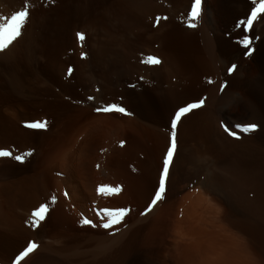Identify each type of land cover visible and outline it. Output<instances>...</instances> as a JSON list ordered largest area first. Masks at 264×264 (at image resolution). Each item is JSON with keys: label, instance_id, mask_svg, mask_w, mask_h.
<instances>
[{"label": "rangeland", "instance_id": "rangeland-1", "mask_svg": "<svg viewBox=\"0 0 264 264\" xmlns=\"http://www.w3.org/2000/svg\"><path fill=\"white\" fill-rule=\"evenodd\" d=\"M177 1L22 0V3H27L29 9L26 25L32 24V41H28L27 44L24 39H20V35L13 42L15 50L11 49L12 52H9L11 55L6 49L12 47V44L4 51H0V130L14 131L18 126H22L32 132L42 131L41 128H28L29 123L20 121L42 117L52 127L55 123V117L51 115L53 112L65 111L63 116L68 117L67 115L73 113L70 110L74 107L85 110L83 114L87 119L89 117L87 121L90 122H95V116L98 115H115L121 121L106 120L103 127L93 133V141L99 145L109 146L105 149L117 148L120 156L118 160L120 159L119 163L122 162L121 168L125 172L123 173L128 178L133 176L139 179L134 183L131 180L130 183L138 187L139 193L143 195L147 192L154 193L152 204L159 189L164 160L171 147L173 131L171 124L175 114L181 107L203 100L199 108L182 116L177 124L175 129L177 149L170 165L163 205L158 211L151 215L148 213L149 217L146 214L147 218L143 221H136L139 218L130 217L129 214L131 210L136 213L137 207L122 205L120 209L128 211L119 223H111L108 228L100 224L96 227L90 225L76 227L69 233L67 241H64L66 244L61 243L65 247L61 244L54 245L56 251L53 246L51 250L43 251L37 258H33L34 261L26 264H186L183 257L190 248H196L198 245L202 246L201 248L208 246V243L204 242L196 245V238L193 235L206 237L208 233L223 234L222 226L229 227V224L232 237L228 239L233 241L238 253H249V264H264V145L247 144L244 141L252 134L251 131H242L246 125L220 121L221 96L228 83L220 84L213 77H205L201 72L196 76L198 73L196 71L194 79L190 75L185 76L187 71L179 63L174 67L175 72L166 74L167 76L162 73L159 79L153 76L152 70H149L161 67L163 62L161 56L152 53L151 49L158 47L157 44L154 47V41L150 37L158 28V24L160 26V21L171 23L174 31L194 29L189 26V12L194 0L186 6H183L185 0L182 2L179 0L181 14L178 15ZM249 1L253 4L252 0ZM93 2L95 4L98 2L99 8L106 6V13L99 12L100 17L98 14V18L92 17ZM169 4H172V7ZM16 5L12 0L5 5V10L0 15L3 23L4 17L10 18L25 6L16 9ZM250 15L251 11L249 17ZM263 15L264 13L260 16ZM247 28L246 23L245 29L250 31ZM78 33L85 35L83 41L79 39ZM248 51L246 54L249 57L252 51L250 49ZM151 56H157L160 63L146 62ZM231 68L232 66L229 70ZM236 69L237 66L231 72L234 73ZM211 85L217 88L215 96L207 90ZM209 98L214 102L210 104ZM111 104L123 107L126 113L130 114L97 110ZM204 108L209 109V114L219 123L221 132L228 140L217 139L214 146L209 133L206 134L202 125H198V118H195L196 123L195 120L190 121L184 135L190 142V147L186 154L181 155L169 189L171 170L180 146L181 121ZM235 111L237 112H234V117L246 119L241 108H236ZM225 127L229 131H226ZM43 129L46 131V127ZM230 132L237 135H230ZM25 137L16 139L15 143L27 146V143L34 142L30 140L31 138L25 141L27 139ZM115 141L116 143H113ZM113 144L115 146H112ZM25 151L28 154L27 159L24 157L26 160L23 162L15 159V166H23L24 162L29 163L39 150L29 146ZM44 152L43 149L42 155ZM88 162L92 165L94 161L90 158ZM14 169L16 167L12 168L13 171ZM205 178H208V184L205 183ZM82 181L83 178L80 182L86 190ZM123 186L121 184L122 189ZM135 191L134 201L138 194ZM168 193L170 194L166 202L167 212L170 213L168 219L170 218L173 226L182 220L185 230L188 231L187 237L173 231L162 238L157 231L156 220L164 209ZM109 197L107 203L110 205L115 203L112 196ZM144 206L142 205V208ZM229 221L234 224L237 222V227ZM120 225L121 228L118 229ZM121 230L124 233L118 245H110L103 252L97 248L99 236L109 239ZM26 241L25 235L17 234L8 240L6 248L3 246L1 251L9 261L26 245ZM162 242L174 246L166 247L161 244ZM187 247L189 249H186ZM63 249L68 251L65 252ZM36 250L37 248L33 252ZM17 256L10 264H15ZM231 264L248 263L235 260Z\"/></svg>", "mask_w": 264, "mask_h": 264}, {"label": "bare ground", "instance_id": "bare-ground-1", "mask_svg": "<svg viewBox=\"0 0 264 264\" xmlns=\"http://www.w3.org/2000/svg\"><path fill=\"white\" fill-rule=\"evenodd\" d=\"M9 1L11 0H0V15L5 10V5ZM12 1L16 2V9H20L25 5V3H22V0ZM177 2L176 12L178 15L180 12L179 0ZM191 2L192 0H185L183 6L189 5ZM98 5V2L92 4L94 7V16L92 17L97 16V14L99 15V12L106 13V6L99 8ZM169 6L172 7V4H169ZM252 8L253 4L249 0H204L201 16L198 20L193 21L196 23V27L193 30L181 29L174 31L171 28V23L166 24L160 21V26L158 24V28L154 31L152 30L153 35L150 36L154 41V47L157 44L158 49H151L153 51L151 52L157 56H161L163 62L160 65L161 67L151 68L149 70H152L153 76L158 78L162 73L166 75L173 72L174 67L179 63L187 71L185 76L190 75L193 78L203 73L205 77H213L219 83H228L227 88L221 96L220 121H226L236 125L256 124L257 129L251 131V136L246 137L244 141L247 144L264 145V15L260 16L255 22L252 31H246V20ZM1 18L2 16H0V24H3ZM157 22H155V25ZM31 25L29 24V26L26 25L24 27L23 34L20 37L27 44L28 41H32ZM248 39L251 40V44L245 47V41ZM13 47L14 45L12 47L10 46V48L8 46L7 48L9 49H6V51L8 50L7 53H11L13 49L15 50ZM16 48L18 49V47ZM249 49L252 51V54L248 57L246 52ZM233 65L237 66L234 73L229 70V67ZM152 71H148V73H152ZM195 71L198 73H194ZM154 80L156 79L154 78ZM207 90L212 92L213 96L217 95L216 87L213 88L211 85ZM208 101L210 104L212 101L214 102L210 98ZM63 106L65 107V104ZM236 108H241L244 111L246 119L243 120L242 118L239 119L240 117H234V112H237L235 111ZM70 111L73 113L67 115L68 117L63 116L65 111L53 112L51 115L55 117V123L52 127L42 117H34L20 121L29 124L43 122L45 123L46 131L41 128L42 131L32 132L22 126H18V129L14 131L8 129L4 131L0 130V132H3L0 134V149L12 153V156L8 158L0 157L1 264H10L15 256L26 248L27 243L35 242L38 247L36 252H32L33 254L30 253L31 256L23 260L21 264L34 261L35 259L33 258H37L43 251L49 250L54 245L57 246L58 244L64 243L65 240L67 241L70 235L69 233L74 231L76 227L81 228L84 225L92 226L93 224L95 227L97 224L103 226V224L109 221V218L104 215L103 209H120L122 205H127L131 208L136 206L137 212L135 213L131 210V213L128 214L130 217L139 218L136 221H143L147 218L148 213L151 215L163 205V199L155 205L151 204L154 193L152 194L146 191V195H143V193L138 192V187L136 188L135 184H130L131 180L134 183V181L137 182L139 179L133 178V176L126 177L125 172L121 168L122 162L120 161L121 163H119L120 159L118 160L120 156L116 151L117 148L116 150L105 149V147L108 148L109 146L94 143L92 138L93 133L100 130L106 120L114 119L117 121L119 118L115 115H98L95 116V122H90L87 121L89 117L87 119L86 115L84 116L83 114L85 110L74 107ZM206 116L208 117L206 118ZM195 118H198V125H202L203 130L207 132L206 134L209 133L210 137H212L214 146L216 145L217 139L220 141L228 140L225 134L221 132L219 123L216 120L214 121L209 114L208 108L193 112L191 115L183 118L179 127L180 146L171 170L169 189L172 186L174 173L181 155L183 156L189 150L190 142H188L184 135L186 134L185 130L188 123L192 120H195L196 123ZM117 129L115 128V130ZM22 136H26L25 138L27 139L25 141L31 138L30 140L34 142L27 143V146L24 142V145L16 144L15 140L22 138ZM113 143H116V141ZM29 146L36 147L39 151L29 163L24 162L23 166H15L14 157L20 155L27 159L28 154H26L25 149ZM42 146L43 148H41ZM112 146H115V144ZM218 146L220 147V145ZM23 148L24 150H22ZM43 149L45 152L42 155ZM93 156L96 157L93 159ZM90 158L94 161L92 165H90L91 162H88ZM14 166L16 169L13 171L12 168H15ZM82 178L86 190L80 182ZM156 181H158L157 177ZM204 181L206 184L209 182L208 178H205ZM121 184L124 185L123 189L121 188ZM101 186L111 187L118 191L111 192L110 195H108L109 193L101 194L98 191ZM134 191L138 192L135 201L133 200ZM109 196H112L115 203L110 202L113 203L111 205L107 203L109 200L107 197ZM167 196L164 201V209L156 220L157 231L162 235V238L173 231L182 237H187L188 231L185 230L182 220L173 226L170 223V218L168 219L170 213L167 212L168 203L166 202H168L170 194L168 193ZM41 205H47L48 210L45 213V218L37 224L35 223L37 218L32 213ZM142 205L145 206L142 208ZM149 209L151 210L149 211ZM85 219L91 220L92 224H85ZM236 224L234 225L236 226ZM229 227L222 226L223 234L220 233L221 235L219 233H208L206 237L203 235H193L196 238V245L204 242L208 243V246L201 248L202 246L198 245V247L192 249L187 247L186 249H189V252L183 257L185 263L231 264L236 260L249 264V253L244 254V252L242 253L240 251L238 253L233 241L229 240V237H232ZM120 228L121 225L118 229ZM123 233L121 230L114 237L110 236L111 238L109 239L106 237L102 238L103 236L101 235L102 237L100 238L99 236L98 244H96L97 242L95 244L103 252L110 245H118L123 237ZM17 234H22L27 237L26 245L24 246L25 248L23 247L17 251L18 254L15 252L16 254L8 261L2 253L1 248L3 246L6 248L8 240L10 241ZM161 244L166 247L174 246L166 242L165 244L164 242ZM63 251L67 252L68 250L63 249Z\"/></svg>", "mask_w": 264, "mask_h": 264}, {"label": "snow or ice", "instance_id": "snow-or-ice-1", "mask_svg": "<svg viewBox=\"0 0 264 264\" xmlns=\"http://www.w3.org/2000/svg\"><path fill=\"white\" fill-rule=\"evenodd\" d=\"M252 2H253V5H255V7L252 8L251 15L246 21L247 27L249 30H252L253 25L257 21L258 17H260V15L264 13V0H259L258 3H257V0H252ZM201 5H202V0H194L191 6V11H190V22H189L190 27H196V23H194L193 21H196L199 19L201 15ZM28 19H29V9H28L27 3H25V6L23 7L22 10L15 12L10 18L9 17L3 18L4 23L0 24V51H4L20 35H22V29L26 25ZM77 35L81 41L85 39V35L83 33H78ZM250 44H251L250 39L245 41V47H248ZM146 62L152 63V64H159L160 60L156 57H149ZM235 68L236 66L233 65L230 71H234ZM69 71L71 72L72 70H69ZM202 104H203V100H200L196 103L188 104L185 107H181L175 114V119L172 121V124H171V127L173 129L172 137H171V147L169 148L167 152V156L164 160L163 171H162V175H161L160 182H159V189L155 193V198L152 201L153 205H155L158 201L163 199L164 193L166 191V183L169 177L170 165L173 160V155L177 149V140H176V131H175V129L177 128V124L181 120L182 116L191 112L193 109L199 108ZM97 110L105 111V112L117 111L121 113H126V110L123 107H119L116 104H111L103 109H97ZM126 114H130V113H126ZM27 127L40 129V128L45 127V123L34 122V123L28 124ZM256 129H257V125L253 123V124H249L243 127L242 131L249 132V131H254ZM225 130L229 131L227 127H225ZM230 135L236 136L237 134L235 132H230ZM30 154L31 153H29V155ZM10 156H12V153L10 151L0 149V157H10ZM14 159H16L17 161L23 162L24 157L17 155L14 157ZM98 191L101 194H106V193H111V192L118 191V190L112 189L111 187H107V186H101L98 189ZM47 210H48L47 205H41L37 208L35 212L32 213V215L37 218L35 223L38 224L40 220H43L45 218V213L47 212ZM150 210L151 209H149V211ZM127 211H128L127 209H120V210H110L107 208L103 209L104 215L109 218V222L105 223L103 226L105 228H108L111 226V223H119L121 218L126 214ZM84 223L92 224V221L89 219H85ZM92 226L95 227L94 224ZM36 248H37V245L35 244V242H30L28 246L22 252H20L19 255L16 257L15 264H21V261H23Z\"/></svg>", "mask_w": 264, "mask_h": 264}]
</instances>
